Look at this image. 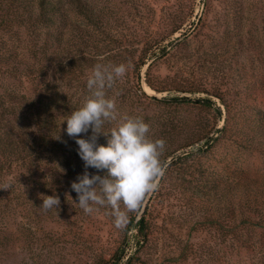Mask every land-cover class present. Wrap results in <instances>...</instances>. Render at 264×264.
I'll list each match as a JSON object with an SVG mask.
<instances>
[{
  "label": "rangeland",
  "instance_id": "obj_1",
  "mask_svg": "<svg viewBox=\"0 0 264 264\" xmlns=\"http://www.w3.org/2000/svg\"><path fill=\"white\" fill-rule=\"evenodd\" d=\"M67 2L41 23L36 6L0 13V264H102L122 249L121 264L130 257L133 264H264V230H245L243 241L252 243L246 248L234 231L223 228L232 222L220 211L214 225L207 223L209 207L200 197L211 186L199 192V184L209 170L200 178L190 167L183 178L176 166L158 184L144 216L151 234L138 243L136 229H126L141 204L127 213L123 229L114 226L110 209L85 214L72 202L78 200L71 189L84 162L72 159L69 173L67 155L42 128L48 115L58 116L50 109L53 100L63 98L73 110L81 105L99 62L127 66L107 95L120 112L142 116L153 138L179 133L181 142L199 123L219 128L211 109L157 103L141 90L158 99L206 97L177 87L237 99L238 41L244 40L240 48L251 58L257 54L246 39L253 35L264 46V0H86L91 21ZM164 46L169 48L162 53ZM148 83L164 91L157 93ZM212 101L223 112L217 98ZM111 127L106 125L105 133ZM215 140L203 160L212 168H240L253 178L264 174V156ZM102 141L99 137L98 144ZM53 192L60 197L59 209L44 211L40 196Z\"/></svg>",
  "mask_w": 264,
  "mask_h": 264
},
{
  "label": "trees",
  "instance_id": "obj_2",
  "mask_svg": "<svg viewBox=\"0 0 264 264\" xmlns=\"http://www.w3.org/2000/svg\"><path fill=\"white\" fill-rule=\"evenodd\" d=\"M67 3L85 20L91 21L90 10L86 0H68ZM35 6L38 9L37 22L40 23L45 21L48 14L63 10L62 0H32L31 2L29 0H0V13L8 11L16 12V10H20L21 8L30 11ZM0 22L2 23V21ZM183 36L170 42L169 46L171 47L174 44L173 42L178 41ZM246 42L253 45L257 55L254 58L246 57L243 54L245 50L240 48L244 40L238 41L239 65L236 66L235 71L238 74L237 84L242 91L237 99L230 100L224 98L223 95L210 91H198L199 89H183L178 87L176 90H179L181 93L195 94L201 92L205 93L206 97L158 99L140 90L144 98L157 103H175L211 109L215 113L214 116L221 121L219 128L205 123L194 125L190 132H186L181 142L178 141V137L181 138L179 133L163 138L165 140V147L161 155L163 166L169 159H172V162L166 166L159 183L161 184L166 176L171 177L176 166H179L177 172L182 174L183 178H186L185 170H188L190 167L198 170L200 178H203V173L209 170L207 178L201 179L202 181L199 184V192L208 186V183L211 186L208 192H203V197H200V201L209 207L210 214L207 223L214 225L216 223L214 213L220 211V217L227 224L232 222L223 228L234 231L237 239L242 242L241 245L249 248L252 246V243L243 241L242 239L245 230H264V174L259 178H253L243 169L236 168L233 171H229L227 166H225L227 169L221 168L220 171H217L208 165L206 161H203L205 159L204 156L210 153L212 144L216 141L215 139L227 141L239 149L258 152L264 156V46L253 35L249 40L246 39ZM169 46H164L160 51L162 53L165 52ZM135 67L138 70L140 69L137 65ZM148 85L157 93L164 91L163 89L154 87L150 83ZM212 98H217L223 107V112L219 107H216ZM51 104L52 107L50 109L56 112L58 116L48 115L50 120L42 128L48 132V140L51 142L56 141L59 149H62L67 155L65 157V166L70 173L73 165L72 159L78 156V145L75 143V138L67 134V124L66 122L64 123V120L73 109L63 98L60 101L53 100ZM214 136H216L215 139L213 138ZM100 138L104 140L102 141V145L106 146V139L109 137L101 135ZM175 143L177 145L172 149ZM196 144L199 146L193 148ZM180 150L183 151L178 156H174ZM182 181L184 182L185 180L182 179ZM144 216L145 213L137 222L135 218L131 219L126 229V232H128L130 227L136 229L138 243H140V238L147 240L151 234V227ZM123 256L122 249L119 254H115L109 260L103 261L102 264H121ZM123 264H133V258H128Z\"/></svg>",
  "mask_w": 264,
  "mask_h": 264
},
{
  "label": "clouds",
  "instance_id": "obj_3",
  "mask_svg": "<svg viewBox=\"0 0 264 264\" xmlns=\"http://www.w3.org/2000/svg\"><path fill=\"white\" fill-rule=\"evenodd\" d=\"M126 72L123 63H97L86 82L88 95L64 120L66 132L75 138L77 154L84 162L83 173L71 183L78 200L72 202L88 215L110 209L117 229L125 227L127 213L138 208L145 195L157 187L165 147L163 139L152 137L142 116L120 112L115 99L107 95V89ZM106 125H112L107 133ZM109 134L106 146L98 144L101 135ZM89 169L104 175L92 174ZM40 199L41 209L58 211L61 201L55 192Z\"/></svg>",
  "mask_w": 264,
  "mask_h": 264
},
{
  "label": "water",
  "instance_id": "obj_4",
  "mask_svg": "<svg viewBox=\"0 0 264 264\" xmlns=\"http://www.w3.org/2000/svg\"><path fill=\"white\" fill-rule=\"evenodd\" d=\"M152 95H153V96H156L155 94H152ZM170 162H172V159H169V160L166 162V164L163 166V172H164L166 166H167ZM162 174H163V173H162ZM160 179H161V176L158 177L157 180H156V185H157V187H158V184H159ZM157 187H156V188H157ZM156 188H155L153 191L148 192V193L146 194L144 200H143L142 203H141V206H140V209H139V211H138V214H137V216H136V222L139 221V220L142 218V216L144 215V213H145V211H146V209H147L148 203H149V201H150V199H151V196L153 195V193H154V191L156 190Z\"/></svg>",
  "mask_w": 264,
  "mask_h": 264
}]
</instances>
